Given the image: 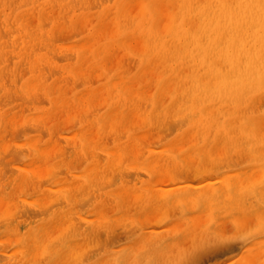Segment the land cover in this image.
<instances>
[{
	"label": "bare ground",
	"instance_id": "bare-ground-1",
	"mask_svg": "<svg viewBox=\"0 0 264 264\" xmlns=\"http://www.w3.org/2000/svg\"><path fill=\"white\" fill-rule=\"evenodd\" d=\"M134 49L139 66L132 70L126 63ZM92 74L100 80L97 88ZM5 75L10 78L2 80ZM80 84L84 90L77 94ZM0 87V157L14 154L5 136L11 123L18 124L17 115H24L19 123L29 120L54 132L30 135L28 162L10 165L8 179H0V223L6 228L0 242L13 250L0 264H73L115 243V227L131 221L141 227L140 236L99 257L107 262L89 264H109L113 252L121 254L115 264H156L174 249L180 253L176 261L161 263L203 260L220 249L215 240L226 235L225 221L252 228L251 245L234 255V264H264V0H0ZM22 87L33 101L41 94L48 100L44 109L35 107L36 117L22 112L28 97L12 103L27 95ZM81 98L86 107L102 103L104 111H84ZM75 104L81 109L75 107L63 130L80 126L62 133L66 142L58 145L55 131ZM153 128L167 139L158 149L156 138L148 141L145 133ZM65 146L79 153L69 149L67 164H46L49 152ZM83 161L81 171L69 174ZM128 162L153 177L127 184L121 175L132 171ZM65 165L73 178L65 175ZM59 171L62 178L54 177ZM192 172L193 178L185 177ZM116 175L121 183L110 188ZM46 180L56 188L41 191ZM128 189L136 193L133 201L122 197ZM89 199L95 200L94 217L79 215L92 234L87 241L65 213ZM53 202L64 205L49 215Z\"/></svg>",
	"mask_w": 264,
	"mask_h": 264
},
{
	"label": "rangeland",
	"instance_id": "rangeland-1",
	"mask_svg": "<svg viewBox=\"0 0 264 264\" xmlns=\"http://www.w3.org/2000/svg\"><path fill=\"white\" fill-rule=\"evenodd\" d=\"M32 18H34V17H32ZM33 20V21H32ZM31 20V22H30V24H32L33 25V22L35 21V19H32ZM31 25V26H32ZM84 31L85 30H83V33H84ZM110 34V33H109ZM93 35V34H92ZM73 36V35H72ZM97 36V35H96ZM108 36V35H107ZM106 35H105V37H107ZM101 39V37H98L97 39ZM108 38V37H107ZM106 38V39H107ZM66 40H69V38L68 39H65V40H62V42H66ZM100 41H103L102 39L100 40ZM137 49H138V51H139V49H141V47L139 46V47H136V51H137ZM112 50V49H111ZM116 52H118V53H123L124 54V50H119V48H115L114 49ZM136 51H135V49L132 51V53H134L136 56H137V58H134V57H136V56H134L133 55V57H131L130 58V61H129V63H126V66L127 67H129L130 69H132V70H134L137 66H139V63H138V60H139V58H138V54L136 53ZM139 53H140V51H139ZM32 54V53H31ZM134 58V59H133ZM15 60V58L14 57H12L11 58V62L12 61H14ZM55 60H57V61H59V63H63L64 62V60H60V58L59 57H55ZM133 61V62H132ZM10 62V63H11ZM87 63V62H86ZM12 64V63H11ZM89 64H93V61L92 62H90ZM84 69H86V68H88V66H84L83 67ZM90 74H91V70H90ZM94 75V76H93ZM93 76V77H92ZM2 78V80H5V78H8L9 76L8 75H5V76H1ZM10 78V77H9ZM89 80H90V82H92V85L91 86H93V87H98V85H99V82H100V80L97 78V76L95 75V74H92V75H90L89 77ZM93 80V81H92ZM10 83V85H12L13 86V91H16V92H18V87H17V83L16 84H13V82L12 81H7V83ZM20 83V82H19ZM69 85H72V84H74V82L72 81V79H70V82L68 83ZM23 88V87H22ZM79 88H81L82 90L81 91H79ZM23 90H24V92L27 94V95H25V96H23V98L22 99H16V100H14L12 103H15V102H19V101H22V100H28V98H29V107L28 108H26L25 106H23V105H21V107H23L24 109H25V111L27 110V112H25L23 109V111L22 112H24V113H26V114H29V115H31V117H36L37 115H34V114H37L38 113V111L40 110V109H36L35 107H37V106H39V107H46L47 105H48V100L47 99H45V96L43 95V94H41V97H39V99H35V101H33L30 97H29V94L28 93H30V91H28V88H23ZM83 85L82 84H80V86L79 87H77V88H75V91L77 92V94H79V93H82L83 92ZM151 91H153V89H151ZM3 93H4V90L3 89H1V87H0V99H1V101H0V105L2 104V102H4V98L2 97L3 96ZM151 93L152 92H150V94H149V96L151 95ZM102 95H104V94H102ZM101 95V98L99 97L98 99H97V101L100 103V101L101 102H103L104 101V96H102ZM28 97V98H27ZM166 97V96H165ZM164 96L162 97V99H165L166 100V98H168V99H170V96L168 95L166 98H165ZM82 99L83 98H81V104H82V106H83V110L84 111H92V110H97V113L99 114V113H101V112H103L104 111V109L102 108V103L101 104H96V103H94V104H92V105H90V106H88V107H86V106H84L83 105V103H82ZM150 99V98H149ZM103 100V101H102ZM78 106H80V105H74L73 106V108L72 109H67V112H66V114H63V117H62V120H61V122L62 123H64V125L66 124V122H67V119L71 116V113H72V111L75 109V107H76V109L77 110H79L80 111V109L81 108H79ZM142 106H144V104L142 105ZM42 107V109H44ZM140 107V106H139ZM138 107V108H139ZM148 107V106H147ZM149 107H151V105H149ZM148 107V108H149ZM67 108V107H66ZM140 109H142V107L141 108H139V111H140ZM20 113V112H19ZM25 114V115H26ZM83 115V113L82 112H80V116H82ZM24 115H20V117L21 118H18V115H17V121H18V124H16V123H14V124H10V127H8V130H7V136H5V141H6V143L8 144V146H6V147H8V150L11 148H13V151H14V154L13 155H11V154H6L5 153V158L6 159H4L3 158V155L0 157V169H1V172H0V179H1V183H3L5 180H7L8 179V177H9V175L11 174V171L12 170H9V167H10V165H12V164H19V165H22V164H25L26 162H28V153H29V150H28V146L30 145V141H29V139H28V137L30 136V135H32V134H35V133H37V132H40V133H42L44 136H46L48 133H54L53 132V130L50 128V127H48V129L46 130V128H45V126H43V125H41L40 124V127L38 128V124L37 123H32V122H29V120H27L26 122H24V123H19L20 122V120L22 119V117H23ZM69 116V117H68ZM83 117V116H82ZM14 118V117H13ZM37 125V126H36ZM72 125V124H71ZM67 126L68 128H66L67 130H63V129H65V127H66V125L64 126V127H61L60 128V130H59V127L56 129V131H55V136L57 135H59V140H58V145L61 143V144H65V142H66V140H65V134L66 133H68V134H70L71 135V132H70V130H72V129H76V128H78L80 125L76 122V125L74 124V126L72 125V126ZM73 131V130H72ZM141 132V131H140ZM153 132V133H152ZM62 133H65V134H62ZM145 133H147V134H149L150 133V135L148 136V141L150 140H153L152 138H156V139H154L155 141H153L152 143H153V145L155 146V147H157L160 143V146L163 144V142H162V140L164 139V138H162V137H160L161 135H163V132H160V131H155L154 130V128L153 129H151L149 132H145ZM155 133V134H154ZM157 133V134H156ZM159 133V134H158ZM62 134V135H61ZM61 135V136H60ZM64 135V136H63ZM70 135H68V136H70ZM158 135H159V137L161 138H159L158 137ZM173 135V134H172ZM56 136V137H57ZM67 136V135H66ZM155 136V137H154ZM157 136V137H156ZM60 137H61V139H60ZM120 138H125V134H123L122 133V135H120L119 136ZM12 138V139H11ZM158 139V140H157ZM161 141H160V140ZM63 140V141H62ZM167 139H164L163 141H166ZM18 143H17V142ZM59 141H61V142H59ZM55 143V141H53V143H51V145H50V148L52 147V145ZM112 143V137H106L105 138V144L106 145H110ZM158 143V144H157ZM12 145V146H11ZM48 146V145H47ZM66 147V146H65ZM159 147V146H158ZM158 147H157V149H158ZM63 148V147H62ZM69 149H71L73 152H71V153H74V154H78L79 153V151L75 148V147H71V148H68V147H66L63 151H61L60 153H59V150L58 149H56L58 152H55V154H54V152H52L51 154V156H50V152L48 153L49 154V159H51V160H49V162L47 161L46 162V164L47 163H52V162H54L55 161V163L57 162V161H61V163H63V162H66V164H67V160H68V154H69V152H70V150ZM160 150H161V148H159ZM159 150V151H160ZM13 151H11L10 152V150H9V153H13ZM148 150H146L144 153V159L146 160V158H147V156L150 154V152L148 151ZM162 151V150H161ZM53 155L55 156V157H53ZM51 157V158H50ZM53 157V158H52ZM10 158H12V160L10 159ZM55 158V159H54ZM143 157L142 156H138V165L139 166H141V167H143V166H145V163H144V165H140V161H141V159H142ZM243 157L242 156H240V158H239V163L241 164L242 163V160H240V159H242ZM144 160V161H145ZM237 160V156H235L233 159H232V161H233V163L235 162ZM82 161V160H81ZM130 161V160H129ZM22 163V164H21ZM130 163V164H129ZM131 163L132 162H128V166L130 167V168H128L129 170H132V171H128L129 173L127 174V176H125V175H121L122 177H125V182H127V184H131L132 186L133 185H137V181L139 180L140 181V183L142 182H146L148 179H150V178H152V177H148L149 175L146 173H144V175L142 174V173H140L141 172V169L139 168V167H136L135 168V166H133L132 165V167H131ZM239 163H237V164H239ZM83 164H84V161L83 162H81V164H79V165H74L75 167H77V168H75V170L73 169V167H72V169H70L71 170V172H69L68 170L69 169H66V165H65V168H61L64 172H66V174L65 175H67L68 177H69V179H71V178H73V175L74 174H76V173H73V175H69L70 173H72V170H73V172H78V170L79 171H81L82 170V168H83ZM64 165V164H63ZM137 165V164H136ZM214 166H221V167H223L225 164L222 162L221 164H213ZM64 167V166H63ZM61 169H60V171H61ZM135 170V171H134ZM59 171V173H57L54 177H60V178H62L60 175H64L63 173L64 172H60ZM134 171V172H133ZM138 171V172H137ZM140 171V172H139ZM68 172H69V174H68ZM136 172V173H135ZM138 173V174H137ZM197 173V172H196ZM43 175H44V173H43ZM57 175H59V176H57ZM195 176V173H191V174H185V177L186 178H193ZM116 178H117V181L116 182H112L111 183V185H110V188L111 187H116V186H118L119 185V183H121V178L119 177V175H116L115 176ZM119 180V181H118ZM49 183V184H48ZM44 185L42 186V189H41V191H43L44 189H46L47 191H52L53 189H55V188H53V184L52 183H50L49 182V180H46L44 183H43ZM3 185V184H2ZM50 186V187H48V186ZM141 185V184H140ZM132 186H130V188L131 189H133V187ZM48 188H51L52 190H50V189H48ZM3 189L4 190H8V189H10V188H8L7 187V185H3ZM31 191H34V190H32V189H30ZM36 190V189H35ZM125 190H123V192H121L122 193V197H123V195H126L125 197H123V198H125V199H127V201L129 200V201H133L134 200V198H132V197H136V196H134V194H136V193H134L133 195H130L129 194V189L127 190V191H125ZM143 191V190H142ZM7 192H10V193H14L15 191L14 190H12V191H7ZM40 194V196H38V197H41L42 195H43V192H40L39 193ZM131 194H132V192H131ZM127 195H128V197H127ZM131 198H130V197ZM37 196H35L34 198H36ZM133 199V200H132ZM84 201V200H83ZM77 203V202H76ZM109 204L110 205H114L115 204V202L113 201V200H111L110 202H109ZM64 205V203L63 202H53V204H52V206L50 207V209H47L48 210V212L49 213H47V214H49V215H53L54 213H55V211L54 210H56V209H59V208H61L62 206ZM95 205V200L94 199H89V200H85L84 202H82L81 204H77V207H76V211L75 212H66L65 213V215H66V217H65V219L67 220V222H68V224H71V225H74L73 226V228L74 227H78V229H76L77 230V233L78 234H80V235H82V236H84V239L83 240H87V241H89V238H91L92 237V234L90 235V234H88L85 230L86 229H88V227L85 229L83 226H81L80 225V214H83V213H89V216L91 217V218H93L94 216H93V214H91V212L90 211H92L93 210V206ZM50 206V205H49ZM113 208H114V206H112ZM111 207V208H112ZM105 209H107L106 207H104ZM113 208H112V210H113ZM155 208V207H154ZM44 209H46V208H44ZM109 210H111L110 208H109ZM44 211V210H43ZM42 211V212H43ZM25 213H27V214H29L28 216H31L32 214H35V212H32V211H26ZM114 212H111V214H113ZM42 214H46V213H42ZM46 214V215H47ZM126 214V213H125ZM131 214V213H130ZM174 214V213H173ZM180 213L179 212H176L175 213V215L177 216V215H179ZM129 215H127V216H123L124 218L123 219H125V218H127ZM145 216H146V214H145ZM20 217L21 216H16L15 218L16 219H20ZM36 218V217H35ZM11 219V218H10ZM122 219V220H123ZM12 220V219H11ZM65 220H62V222H64ZM76 223V224H75ZM10 224H11V221H10ZM120 225H117L116 227H115V231H116V233L117 232H120V233H117V239L118 240H115V243H111V244H109V245H107V246H105V247H102V248H100L97 252H94L93 253V255L91 256V257H87V258H84V259H81V260H78V261H75V263H73V264H89V263H91V262H97V261H106L107 262V258H99L100 256H102L105 252H112V251H114L115 249H118V248H121L122 247V244H123V242H128V240H131V239H134V238H136V237H139L140 236V232H141V227L137 224V223H135V222H133V221H131L130 223H128V224H126V223H119ZM223 224H225L226 226H228V229H227V231H226V235H228V236H231L232 237V239L230 240L232 243L230 244H223V245H218V246H216V247H219L220 249H216V250H214V252H213V250H211V251H208L207 253H206V256H205V253H204V256H202V257H204L203 258V260L204 259H209V257L211 256L212 258H214L213 259V264H234L237 260H236V258H234V255L235 256H237V254H239V252H240V250H241V248L242 247H244V246H250L251 245V238H252V233L250 232L251 230H252V228H251V225H247V226H243V224H241V226L240 227H236L235 225H233L230 221H225V222H223ZM3 224H1L0 223V233H2V232H4L5 230H6V228H5V226L3 227L2 226ZM79 225V226H78ZM86 226H87V224H86ZM236 227V228H235ZM243 228V229H242ZM239 229V230H238ZM241 229H242V231H241ZM160 231H158L157 232V234L159 233V232H161V233H159V234H162L163 233V229H159ZM68 231H69V229H68ZM99 232H100V229L98 230ZM235 231V232H234ZM98 232V233H99ZM139 232V233H138ZM115 233V234H116ZM246 233V234H245ZM250 235H249V234ZM235 234L237 235L236 237H235ZM87 235V236H86ZM114 235V234H113ZM233 235V236H232ZM249 236V238H248V236ZM120 236V237H119ZM241 236H243V237H241ZM246 236V237H245ZM105 238V234H104V232L102 231L101 232V235H100V237H99V239H101V241L102 240H104V239H102V238ZM247 239V240H245V238ZM69 238V237H68ZM242 238H244L243 240L240 239ZM70 239V238H69ZM237 239V240H236ZM250 240V241H249ZM117 241V242H116ZM135 241V240H134ZM243 241V243H241ZM250 243H249V242ZM154 242V244H157V245H160V244H162V241H159V240H157V241H153ZM246 243V244H245ZM247 244H249V245H247ZM0 263L2 262V261H4V260H7L9 257H10V255L11 254H13V253H11L13 250L11 249V246H6L5 244L4 245H2L1 244V242H0ZM12 251H11V250ZM5 251V252H4ZM8 251V254L6 253ZM4 252V253H3ZM212 252V253H211ZM10 253V254H9ZM209 253V254H208ZM112 254V259L110 260V262H109V264H115L116 262H118V259L119 258H117V256H120L121 254H120V252H113V253H111ZM179 251L177 250V249H174V250H171V251H169L166 255H165V257L163 258V260L162 261H159L158 262V260L156 261L158 264H163V263H161V262H163L164 260L165 261H170V259H172V261H174V259L175 258H177V257H179ZM5 257H4V256ZM187 256V255H186ZM185 255H184V257H186ZM233 256V258H230V257H232ZM4 257V258H3ZM8 257V258H7ZM48 259L49 258H47V259H45L44 260V262H46V261H48ZM130 260V259H129ZM202 260V259H201ZM148 261L149 262H154L155 260L154 259H150V258H148ZM175 261H176V259H175ZM156 263V264H157ZM154 264V263H153ZM165 264V263H164Z\"/></svg>",
	"mask_w": 264,
	"mask_h": 264
},
{
	"label": "snow or ice",
	"instance_id": "snow-or-ice-1",
	"mask_svg": "<svg viewBox=\"0 0 264 264\" xmlns=\"http://www.w3.org/2000/svg\"><path fill=\"white\" fill-rule=\"evenodd\" d=\"M232 239L231 236L228 235H219L216 237L215 243L218 245L227 244ZM213 259L211 256L209 259H190L183 262V264H213Z\"/></svg>",
	"mask_w": 264,
	"mask_h": 264
}]
</instances>
